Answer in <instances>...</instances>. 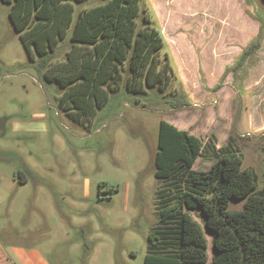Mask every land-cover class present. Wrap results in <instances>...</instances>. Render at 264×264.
Masks as SVG:
<instances>
[{
	"label": "rangeland",
	"instance_id": "1",
	"mask_svg": "<svg viewBox=\"0 0 264 264\" xmlns=\"http://www.w3.org/2000/svg\"><path fill=\"white\" fill-rule=\"evenodd\" d=\"M142 1L188 104L134 105L121 95L73 118L61 90L29 65L0 0V247L14 264H143L148 232L159 236V251L174 250L176 219L160 221V209L185 190L211 195L225 155L240 156L263 188L264 0ZM65 50L67 41L59 59ZM161 119L202 142L192 167L167 179L153 175ZM243 204L231 199L228 209ZM189 211L211 257L204 217Z\"/></svg>",
	"mask_w": 264,
	"mask_h": 264
},
{
	"label": "trees",
	"instance_id": "2",
	"mask_svg": "<svg viewBox=\"0 0 264 264\" xmlns=\"http://www.w3.org/2000/svg\"><path fill=\"white\" fill-rule=\"evenodd\" d=\"M85 1L2 0L29 65L61 90L59 104L67 114L91 116L121 95L134 105L188 104L175 86V70L151 7L142 0H99L78 8ZM66 41L59 59L57 51ZM201 148L199 137L159 120L154 177L167 179L178 167L191 168ZM215 175L218 185L211 195L185 190L177 205L160 209V221L176 219L177 247L159 251V236L148 232L143 264H264V185L258 188L257 173L242 167L238 155L223 156ZM231 199H244L242 208L229 210ZM189 209L201 211L212 234L211 257L203 226Z\"/></svg>",
	"mask_w": 264,
	"mask_h": 264
},
{
	"label": "crops",
	"instance_id": "3",
	"mask_svg": "<svg viewBox=\"0 0 264 264\" xmlns=\"http://www.w3.org/2000/svg\"><path fill=\"white\" fill-rule=\"evenodd\" d=\"M10 262L14 264V261L0 247V264H10Z\"/></svg>",
	"mask_w": 264,
	"mask_h": 264
}]
</instances>
